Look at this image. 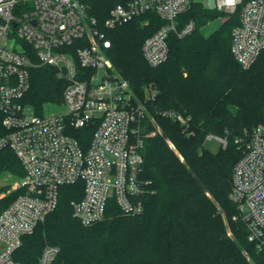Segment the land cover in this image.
<instances>
[{
  "label": "built area",
  "instance_id": "1",
  "mask_svg": "<svg viewBox=\"0 0 264 264\" xmlns=\"http://www.w3.org/2000/svg\"><path fill=\"white\" fill-rule=\"evenodd\" d=\"M195 1L120 0L104 27L156 11L166 23L142 47L147 62L156 67L168 58L171 32L183 37L195 30L194 20L178 25V16ZM209 5L228 14L240 9L232 52L244 69L250 68L264 50V0H210ZM111 44L84 0H0V152L11 148L25 169L10 190L20 193L0 212V264H24L14 253L23 237L56 209L65 184L84 182V195L72 202V209L86 226L107 217L112 199L123 214L144 211L143 196L150 191V180L143 175L145 138L162 134V129L145 131L148 107L116 69L108 54ZM44 65L55 67L68 83L64 113L47 115L44 107L38 112L25 100L31 69ZM147 93L156 96L155 90ZM161 112L191 133V116ZM86 127L92 135L84 148L74 133ZM213 136L227 146L226 137H207ZM237 142L243 156L234 167L230 193L238 210L235 219L245 223L248 239L264 250V124ZM60 251V246L47 244L38 264H52Z\"/></svg>",
  "mask_w": 264,
  "mask_h": 264
},
{
  "label": "trees",
  "instance_id": "2",
  "mask_svg": "<svg viewBox=\"0 0 264 264\" xmlns=\"http://www.w3.org/2000/svg\"><path fill=\"white\" fill-rule=\"evenodd\" d=\"M84 1L112 40L108 54L117 70L148 107L149 115L142 120L145 131L156 130L150 116L162 128V134L145 138L143 175L150 180V191L143 196L141 214H123L112 199L107 217L86 226L72 209V202L84 195V182L65 184L56 209L23 237L14 258L38 264L43 248L55 244L61 251L52 264H264V250L248 239L245 223L234 219L238 210L230 196L234 167L243 156L237 139L264 124V50L248 69L232 52L240 9L205 34L203 26L227 13L193 2L178 16V25L181 28L194 20L195 30L183 37L171 32L168 58L153 67L142 47L166 23L156 11L106 29L104 22L120 0ZM30 81L25 100L38 112L46 103L63 101L68 83L55 67L32 68ZM153 90L155 98L148 97L147 92ZM167 109L191 116L190 134L178 121L162 114ZM91 132L86 127L74 133L84 148ZM209 134L226 137L227 146L215 153L201 150ZM3 172L20 177L25 173L9 147L0 152V174ZM6 189H0V212L20 193L14 190L1 195ZM219 206L232 222L233 237L225 229Z\"/></svg>",
  "mask_w": 264,
  "mask_h": 264
},
{
  "label": "rangeland",
  "instance_id": "3",
  "mask_svg": "<svg viewBox=\"0 0 264 264\" xmlns=\"http://www.w3.org/2000/svg\"><path fill=\"white\" fill-rule=\"evenodd\" d=\"M196 1L202 2L208 8H212L209 5V1L210 0H196ZM218 10H220V9H218ZM223 11H225V10H223ZM229 16H230V14L227 13V14H225V16L223 18L222 17H217L215 19L210 20L205 26H203L202 31L205 34L212 33L216 28H218L221 25L223 19H226ZM67 109L68 108H67L66 104H64L63 102H61V103H46L44 105V113L47 114V115L61 114V113L66 112ZM152 119H153L152 122L155 124V126L161 128V126L156 122V120L153 117L151 118V120ZM260 124H263V123H260ZM260 124H258V125H260ZM222 146H223L222 142H221V140L218 137H216V136L207 137V139L205 140V142L203 144V147H201V150L206 149L208 151H211V152L215 153V152L220 151V149H222ZM19 178H20V176H17L15 174L11 173V172H6V173L3 172V173H1L0 174V189L8 187V189H6V191H4L1 195L11 193L10 192L11 188L14 186V183ZM219 210L221 212V215H222V218H223V221H224V226H225V229L227 230L228 235L233 237L234 235H233V231H232V222H231L230 218L228 217V214L220 206H219ZM50 218H49V220H50ZM234 219H235V217H234ZM49 220L46 221L45 223L49 222Z\"/></svg>",
  "mask_w": 264,
  "mask_h": 264
}]
</instances>
